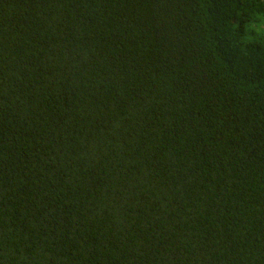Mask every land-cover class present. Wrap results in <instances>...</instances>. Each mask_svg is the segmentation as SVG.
Wrapping results in <instances>:
<instances>
[{"label": "trees", "instance_id": "trees-1", "mask_svg": "<svg viewBox=\"0 0 264 264\" xmlns=\"http://www.w3.org/2000/svg\"><path fill=\"white\" fill-rule=\"evenodd\" d=\"M0 264H264V0H0Z\"/></svg>", "mask_w": 264, "mask_h": 264}]
</instances>
